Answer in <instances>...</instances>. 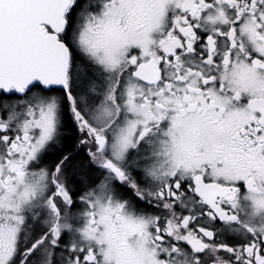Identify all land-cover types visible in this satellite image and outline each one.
Listing matches in <instances>:
<instances>
[{"label": "snow or ice", "instance_id": "6c2138e0", "mask_svg": "<svg viewBox=\"0 0 264 264\" xmlns=\"http://www.w3.org/2000/svg\"><path fill=\"white\" fill-rule=\"evenodd\" d=\"M0 264H264V0H0Z\"/></svg>", "mask_w": 264, "mask_h": 264}, {"label": "flooded vegetation", "instance_id": "af4514ba", "mask_svg": "<svg viewBox=\"0 0 264 264\" xmlns=\"http://www.w3.org/2000/svg\"><path fill=\"white\" fill-rule=\"evenodd\" d=\"M53 159H54V157H53ZM80 161H85V164H86V160H85L83 154L78 158L77 163H79Z\"/></svg>", "mask_w": 264, "mask_h": 264}]
</instances>
